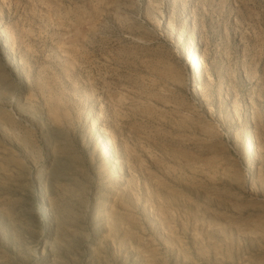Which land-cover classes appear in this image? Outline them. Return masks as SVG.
<instances>
[{
	"label": "rangeland",
	"instance_id": "rangeland-1",
	"mask_svg": "<svg viewBox=\"0 0 264 264\" xmlns=\"http://www.w3.org/2000/svg\"><path fill=\"white\" fill-rule=\"evenodd\" d=\"M0 264H264V0H0Z\"/></svg>",
	"mask_w": 264,
	"mask_h": 264
},
{
	"label": "bare ground",
	"instance_id": "bare-ground-1",
	"mask_svg": "<svg viewBox=\"0 0 264 264\" xmlns=\"http://www.w3.org/2000/svg\"><path fill=\"white\" fill-rule=\"evenodd\" d=\"M196 69H198V71H199V66H197L196 67ZM198 73V72H197ZM100 132H101V130H100ZM251 133V132H250ZM101 137V139H103V135H101L100 136ZM106 144H110V141L108 140L107 142H106ZM245 148H246V150L248 151V152H252V151H254V147L252 146V138L250 137L249 139H247L246 140V146H245ZM104 153H108L107 152V149L104 151ZM103 155V154H102ZM249 155V154H248ZM245 163V162H244ZM251 158L250 157H247L246 158V164L245 165H249V166H251ZM41 185V184H40Z\"/></svg>",
	"mask_w": 264,
	"mask_h": 264
}]
</instances>
